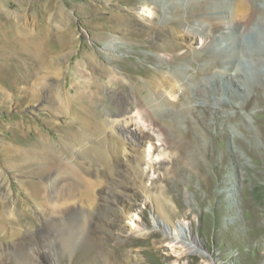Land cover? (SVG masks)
I'll return each instance as SVG.
<instances>
[{"label": "bare ground", "instance_id": "obj_1", "mask_svg": "<svg viewBox=\"0 0 264 264\" xmlns=\"http://www.w3.org/2000/svg\"><path fill=\"white\" fill-rule=\"evenodd\" d=\"M6 1L0 0V54L7 53L2 48L5 46L30 51L35 70L34 79L26 91L30 90L37 100L35 106L38 109L49 107L55 125L60 115L70 117L78 125L76 130L67 131L70 137L66 140L64 134L53 137L34 124L35 131L29 132L36 145L29 156L15 153V157L4 153L5 166L0 165V260L3 255H9L13 264H62L63 260H73L76 249L84 243L88 245L92 239H100L102 235L112 237L115 242L123 239L121 229L124 225L129 226L128 233L145 241L151 240L155 249L166 246L177 257L183 252L203 255L198 252L199 242L190 224L182 217H179L178 225L173 221L175 205L171 197L164 193L161 185H157L156 191L151 189V184L155 183L144 175L147 169H154L158 158L166 156L163 153L165 127L161 123L176 130L171 121L164 120L157 111L163 106H180L186 100L185 95H189L192 84H197L196 93L205 95L206 88H213L210 77L216 78L220 86L227 88L231 84L232 91L241 97L248 95L246 89L264 72V56L259 55L256 48L249 47L244 37L248 32H254L256 24L264 26V10L253 0H166L164 4L162 0H140L142 16L146 18L141 24L147 30L129 26L133 21L140 22V17L119 10L121 13L112 15L116 18L114 24L108 29L103 24L100 26L99 46L110 51L125 49L126 45L142 46L157 52V57L152 54L146 57L149 61L159 59L163 63L182 64L189 57L186 52L176 53L180 47L179 38H188V45H191L198 34L202 36L203 50L208 56L202 58L198 55L196 59H205V65L218 63V71L204 66L190 76L186 69L179 68L169 70L170 74L161 80L149 81L147 75L155 71L138 66L134 57L120 60L119 72L108 67L102 70L100 59L112 60L111 54L99 52L92 45H83L84 51H79L81 62L78 65L81 68L76 69L83 79L68 86L67 81H63L66 78L59 60L72 54L78 47V39L73 36L50 39L46 26H43L40 37L21 31V38L12 35V21L3 8ZM117 2L129 4V0ZM159 5H162L163 12L158 9ZM194 5L197 11L187 14L189 7ZM104 6L100 8L104 9ZM111 7L119 5L111 4ZM216 12L219 13L216 15ZM160 13L163 17L158 20ZM116 32L124 37L146 35L148 44H139L134 37L126 43L117 42L120 37ZM255 37L260 38L257 33ZM240 63L249 65L238 69ZM50 72L59 76L49 80L46 76ZM136 74L143 77L139 80ZM219 74L225 79L218 78ZM233 77L240 80L237 87L232 86V83L236 84ZM241 85L245 89L238 91ZM46 87L51 88V94L58 96L52 103L50 93H43ZM127 89L132 95H128ZM222 99L227 101L224 97ZM110 116L114 117L113 123L121 135L140 136L142 147L138 152L128 149L121 136L107 133L106 119H99ZM139 121L157 127L163 135V142L157 144ZM26 126L24 124L21 128ZM28 126L31 128L30 124ZM19 141L27 140L20 134ZM110 141L119 143V146L110 148ZM9 173L14 174L25 196L33 200V222L27 206L24 207L26 203L16 196L19 192L13 189ZM134 185L150 208L155 227L150 225L148 229L143 219L124 201ZM20 207L21 213L17 215L16 210ZM6 221L15 223L9 230L15 235L11 241L5 239L3 223ZM155 228L160 230L157 237L153 236V232H157ZM204 261L208 263L207 259Z\"/></svg>", "mask_w": 264, "mask_h": 264}, {"label": "rangeland", "instance_id": "obj_2", "mask_svg": "<svg viewBox=\"0 0 264 264\" xmlns=\"http://www.w3.org/2000/svg\"><path fill=\"white\" fill-rule=\"evenodd\" d=\"M106 1L7 0L3 2V8L8 11L12 21L10 31L16 37L21 38L20 31L40 37L43 26H46L50 39L59 36L78 39V47L72 54L59 60L66 78L63 81H67L68 86L83 79L76 70L81 68L78 65L81 62L79 51H84L83 45H92L99 52L111 54L112 60L100 59L99 66L102 70L112 68L119 72L120 60L131 56L138 66L146 67L150 72H160L145 76L149 81L161 80L164 75L179 68L186 69L190 76L195 75L200 67H213L215 71L220 68L218 63L205 65V59H196L198 55L202 58L208 56L206 50H203L202 36L198 34L194 36L191 45H188V38H179L180 47L176 53L186 52L189 57L182 64L163 63L158 58L149 61L146 57L151 54L157 57V52L142 46L126 45L125 49L117 51L99 46L100 26L103 24L108 29L116 20L112 15L121 13V10L140 17V22L133 21L129 26L141 31L147 30L141 24L146 18L142 16L143 6L140 0H129L128 5H120L117 0ZM165 1L162 0L161 3L164 4ZM253 3L264 10V0H253ZM103 4L105 8L101 9ZM111 4L119 7H111ZM158 9L160 12L164 10L162 5ZM195 11L196 5L189 7L186 13L192 14ZM162 17L161 13L158 14V20ZM253 29L254 32H248L244 41L249 47L256 48L259 55L264 56V26L258 23ZM255 33L260 38L255 37ZM115 34L120 37L116 39L117 42L126 43V40L134 37L139 40V44H148L146 35L124 37L122 33ZM2 48L7 53L0 54V165L5 166L4 153L15 157V153H19L24 157L32 152L36 145L29 132L35 131V126L32 125H38V128L53 137L64 134L63 138L66 139L70 137L67 131L76 130L78 123L70 117L60 115L58 124H53L49 107L38 109L35 106L37 100L30 90L26 91L34 79L35 70L30 51L18 47ZM116 59L118 60L115 62ZM247 65L249 64L240 63L238 69ZM50 75L46 76L49 80L59 76L52 72ZM142 77L141 74H136L139 80ZM218 78L224 80L225 76L220 75ZM233 80L236 84L232 83V86L237 87L240 80L236 77ZM209 81L213 88H206L205 95L196 93L197 84H192L189 95H185L186 100L180 106H163L158 109V114L164 120L171 121L176 130L161 123L165 127L166 147L163 153L166 156L154 162L153 170L147 169L144 172L149 181L155 183L151 184V189L156 191L157 185H161L164 193L171 197L175 205L173 221L178 225L179 217H182L190 224L192 233L199 242L198 252L203 255L183 252L177 257L166 246L155 249L151 240L145 241L128 233L129 226L124 225L121 229L123 239L115 242L112 237L104 235L100 239H92L88 245L84 243L81 248L76 249L73 260H63L62 264H173L174 260L176 264H264V72L260 79L246 89L249 94L244 97L234 93L231 84L226 88L218 85L214 77H210ZM243 89L244 85H241L238 91ZM127 90L129 93L130 90ZM44 92L50 93L51 103L58 97L56 93L51 94L50 87H46ZM188 99L192 102L185 105L189 102ZM113 119L110 116L99 120L107 121L105 129L108 134L121 136L128 149L138 152L142 147L140 136H132L130 133L121 135ZM24 124H30L31 128H21ZM139 125L157 144L163 142V135L157 127L141 121ZM20 134L28 142H20ZM117 144L119 146V143L110 141V148L118 147ZM9 175L13 189L19 192L16 196L23 200V204L26 203L24 207L27 206L33 222V200L25 196L23 189L16 183L14 174ZM142 198V193L134 185L124 201L149 229L150 225L155 227V222L150 208ZM21 210V207L17 208L16 214L19 215ZM3 225L6 229L5 239L13 240L15 235L10 234L9 230L15 223L6 221ZM155 230L157 232H153V236L157 237L159 234L156 233L160 230ZM205 259L208 263H205ZM0 264L13 262L9 255H3Z\"/></svg>", "mask_w": 264, "mask_h": 264}]
</instances>
